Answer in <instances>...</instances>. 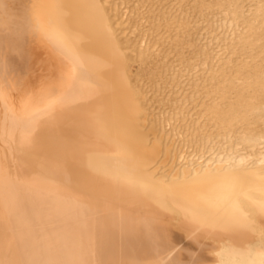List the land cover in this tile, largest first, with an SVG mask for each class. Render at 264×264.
Here are the masks:
<instances>
[{
	"label": "bare ground",
	"instance_id": "obj_1",
	"mask_svg": "<svg viewBox=\"0 0 264 264\" xmlns=\"http://www.w3.org/2000/svg\"><path fill=\"white\" fill-rule=\"evenodd\" d=\"M166 1L0 0V264H264V0Z\"/></svg>",
	"mask_w": 264,
	"mask_h": 264
},
{
	"label": "rangeland",
	"instance_id": "obj_2",
	"mask_svg": "<svg viewBox=\"0 0 264 264\" xmlns=\"http://www.w3.org/2000/svg\"><path fill=\"white\" fill-rule=\"evenodd\" d=\"M170 0H168V1H166L164 4H169V3H171V1L169 2ZM192 1H202V0H191L190 2H192ZM204 1H205V3H204ZM212 0H203V3L205 4V5H207V3H209V2H211ZM167 2H169V3H167ZM190 4H193V2L192 3H190ZM189 12V16L191 17V22L192 23H190V25H189V27L190 28H193L192 30H190L191 32L192 31H195V30H197V28H201L202 30H200L199 32H197V35H191V40L193 41V39H195V38H197V36L199 35L200 36V41H201V43H203V42H205L204 41V38H205V36H213V38H216L217 40H216V42H219L221 45H228V43H229V41H228V38H227V34L225 33V32H223V30L222 29H217V28H213L212 27V25H210V26H208L207 27V25H206V21L210 18L213 22H215L216 21V18L218 17H214V16H211V15H209L208 16V12L207 11H203V13L202 12H200V11H193V10H191V11H188ZM207 12V13H206ZM200 22H204V23H200ZM197 23V26L195 25ZM201 24V25H200ZM215 36V37H214ZM202 38H203V41H202ZM198 40H194V42H197V41H199V38H197ZM202 46V45H201ZM200 46V47H201ZM196 50V48L194 47V46H191V47H185L184 46V53L186 54V56H192L193 54H194V52L193 51H195ZM201 49V48H200ZM193 50V51H192ZM192 51V52H191ZM198 51H200L199 49H198ZM224 52V51H223ZM172 57L174 56V54H172L171 55ZM229 56V54L227 55V56H223V60L225 59V57H228ZM173 59H175V57H173ZM137 69V65L135 66V68H134V70H136ZM147 72H149L150 71V69H149V67L148 68H146L145 69Z\"/></svg>",
	"mask_w": 264,
	"mask_h": 264
},
{
	"label": "snow or ice",
	"instance_id": "obj_3",
	"mask_svg": "<svg viewBox=\"0 0 264 264\" xmlns=\"http://www.w3.org/2000/svg\"><path fill=\"white\" fill-rule=\"evenodd\" d=\"M161 250V258L157 261V264H181L180 261L173 258L176 252L174 245L169 244L167 241H162Z\"/></svg>",
	"mask_w": 264,
	"mask_h": 264
}]
</instances>
